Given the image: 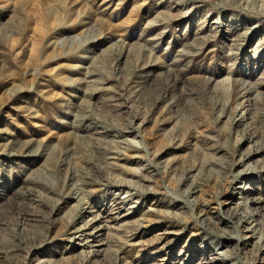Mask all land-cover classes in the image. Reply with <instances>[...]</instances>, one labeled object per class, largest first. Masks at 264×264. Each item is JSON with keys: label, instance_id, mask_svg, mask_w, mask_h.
Listing matches in <instances>:
<instances>
[{"label": "rangeland", "instance_id": "1", "mask_svg": "<svg viewBox=\"0 0 264 264\" xmlns=\"http://www.w3.org/2000/svg\"><path fill=\"white\" fill-rule=\"evenodd\" d=\"M0 264H264V0H0Z\"/></svg>", "mask_w": 264, "mask_h": 264}, {"label": "bare ground", "instance_id": "2", "mask_svg": "<svg viewBox=\"0 0 264 264\" xmlns=\"http://www.w3.org/2000/svg\"><path fill=\"white\" fill-rule=\"evenodd\" d=\"M251 216V215H250Z\"/></svg>", "mask_w": 264, "mask_h": 264}]
</instances>
